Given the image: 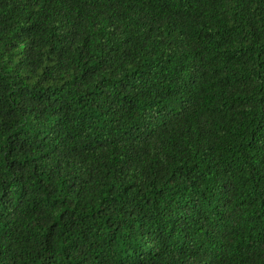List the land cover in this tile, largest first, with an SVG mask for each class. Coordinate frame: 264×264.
Instances as JSON below:
<instances>
[{
	"label": "trees",
	"instance_id": "obj_1",
	"mask_svg": "<svg viewBox=\"0 0 264 264\" xmlns=\"http://www.w3.org/2000/svg\"><path fill=\"white\" fill-rule=\"evenodd\" d=\"M0 264H264V0H0Z\"/></svg>",
	"mask_w": 264,
	"mask_h": 264
}]
</instances>
